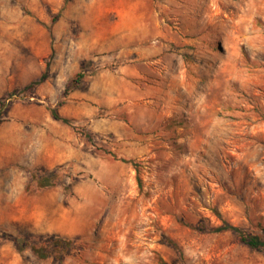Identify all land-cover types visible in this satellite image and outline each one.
Returning <instances> with one entry per match:
<instances>
[{
    "label": "rangeland",
    "instance_id": "1",
    "mask_svg": "<svg viewBox=\"0 0 264 264\" xmlns=\"http://www.w3.org/2000/svg\"><path fill=\"white\" fill-rule=\"evenodd\" d=\"M0 100V264H264L197 229L264 235V0H0Z\"/></svg>",
    "mask_w": 264,
    "mask_h": 264
},
{
    "label": "trees",
    "instance_id": "2",
    "mask_svg": "<svg viewBox=\"0 0 264 264\" xmlns=\"http://www.w3.org/2000/svg\"><path fill=\"white\" fill-rule=\"evenodd\" d=\"M46 75L47 73H45L40 80L34 82L33 86L43 82L47 77ZM12 95H14V93L11 94V96ZM4 105L5 101L0 100L1 109H3ZM52 114L54 119L57 121L69 123V121L64 119L56 109H52ZM57 177L58 176L54 173L45 174L41 179H39L40 189L54 187L55 179ZM197 229L207 233L231 232L237 234L243 244L264 254V235L245 234L240 228L234 227L228 223H224L222 226L212 228L207 227L204 223H200L197 226ZM5 241L7 243H13L17 252L22 256L25 262H27L28 259L25 253L28 250H31L39 260L48 261L51 258H54L58 264H64L72 255V251L74 250V239L65 237L61 234L40 235L35 237L5 236Z\"/></svg>",
    "mask_w": 264,
    "mask_h": 264
},
{
    "label": "crops",
    "instance_id": "3",
    "mask_svg": "<svg viewBox=\"0 0 264 264\" xmlns=\"http://www.w3.org/2000/svg\"><path fill=\"white\" fill-rule=\"evenodd\" d=\"M136 24H137V26H138V32H140V30L142 29V22H140V19H139L138 22H136V23L134 24V26H132V27L129 29L130 32H129V31L127 32L128 34L131 35V37H133V35H134V34H133V31L136 29V28H135ZM132 53H135V52L132 51ZM126 77H127V76H126ZM128 78H131V82H132L133 78L130 77V76H128ZM124 81L127 82V79L125 78ZM129 83H130V82H129Z\"/></svg>",
    "mask_w": 264,
    "mask_h": 264
}]
</instances>
